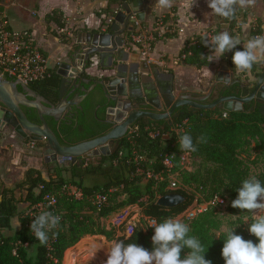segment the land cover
Masks as SVG:
<instances>
[{
  "label": "trees",
  "instance_id": "obj_1",
  "mask_svg": "<svg viewBox=\"0 0 264 264\" xmlns=\"http://www.w3.org/2000/svg\"><path fill=\"white\" fill-rule=\"evenodd\" d=\"M238 14L244 21L245 13ZM2 15L0 6V17ZM45 20L46 23H55L58 28L63 27L57 11L49 13ZM235 26L236 16L231 20V30ZM210 32L216 35L218 28ZM260 34V25L257 24L250 30V39ZM200 38L201 35L188 40L180 53L181 56L190 52L185 60L197 68L211 64L201 57L210 55L211 51ZM236 50H243V47L237 45L231 51L230 64L233 69L232 55ZM223 58L226 60L225 54ZM260 66V63H256L249 71L257 79L261 74L258 70ZM246 73L235 71V78L246 82V79H242ZM58 84L57 75L51 71L48 79L32 86L41 89V94L49 97L51 90ZM239 91V87L234 86L228 95H238ZM262 105L250 110L252 105L248 104L235 112L213 110L212 113L189 109L162 121L140 119L108 154L75 163H57L58 166L47 169V179L42 177L41 171L27 168L23 180L12 189L5 188L0 180V264H62L63 258L66 261L73 256L76 245L82 239L95 236L103 237L109 243L121 240L135 243L152 251L151 237L154 230L148 227L147 220L159 223L167 218H178L188 224L189 235L199 239L207 249L205 259L211 260L212 264H225L221 250L226 233L216 235L222 226L217 213L208 209L193 219H187L185 212L194 201L201 203L213 196H221L226 200V214L235 218L232 223L234 234L258 243V239L247 230L250 221L248 225L243 223L248 214L233 208L231 202L237 197V190L244 179L255 176L264 185V114L259 109ZM49 126L58 141L66 146L98 137L108 129L96 118H90L88 113L77 125L50 120ZM178 126L183 128L179 132L175 131ZM178 133L190 134L198 148L193 152L194 158L198 160L197 167L192 172H183L179 177L180 185L193 187L192 192H186L181 186L177 190H168L166 179L154 178H165L163 160L166 155H174V164L177 166L180 152ZM202 136L206 142L197 143ZM18 140L26 141L20 137ZM88 178H96L101 182L88 184ZM68 187H74L80 197L71 196L66 190ZM172 193L182 195L185 201L171 209L155 204L157 198ZM47 195L54 197L55 205L44 206L43 211H52L61 216L57 229L59 235L52 239L49 234L47 246H38L39 241L30 231L35 219H30V214H39L33 208L43 204ZM98 196L105 197V201L97 203ZM134 206L140 209L142 218L135 222L130 235L125 233V223L109 226L108 229L102 224L104 218ZM14 218L20 225L17 230L11 227ZM187 251L182 250V259Z\"/></svg>",
  "mask_w": 264,
  "mask_h": 264
},
{
  "label": "water",
  "instance_id": "obj_2",
  "mask_svg": "<svg viewBox=\"0 0 264 264\" xmlns=\"http://www.w3.org/2000/svg\"><path fill=\"white\" fill-rule=\"evenodd\" d=\"M148 6L147 0H129L123 6L124 13H118L107 29L79 34L66 54L68 62L59 66L57 75L60 81L49 97L35 92L29 85L0 75V130L10 128L22 139L44 142L42 155L45 163L68 160L74 163L78 158L88 160L108 154L140 119L168 120L177 116L176 110L183 106L210 108L213 105L225 112H235L254 100L263 104L259 109L264 114V84H261L264 69L253 83L240 81L235 78V70L230 64L231 51L225 53V64L219 67L212 87L203 96L193 93L176 96L172 74L139 60L135 52L126 51L122 36L133 29L129 26V19L134 15L136 20L144 21ZM222 29L231 34V21ZM81 37L86 40L80 41ZM94 64L105 73L96 82H91L83 76L85 70ZM218 85H225L223 91L238 86L239 94L220 96L210 106L201 105L200 102L209 98ZM94 105L96 110L104 111L99 122L108 127L107 131L75 145H62L47 119L57 123L72 111L80 112ZM21 107L34 111L38 123L31 122ZM148 107L154 110H148ZM162 108L165 111L161 112ZM184 201L182 195L172 193L157 198L155 204L171 209ZM81 264L97 263L89 258Z\"/></svg>",
  "mask_w": 264,
  "mask_h": 264
},
{
  "label": "crops",
  "instance_id": "obj_3",
  "mask_svg": "<svg viewBox=\"0 0 264 264\" xmlns=\"http://www.w3.org/2000/svg\"><path fill=\"white\" fill-rule=\"evenodd\" d=\"M147 1H149V6L145 10L144 21H140L141 25L151 27L158 17H164L166 23L173 29V33L165 34L155 41L149 60L140 57L139 60L147 64H154L162 72L172 74L173 90L176 96L183 93L205 94L209 88L202 92L206 82L200 80V75L206 67L197 69L195 65L188 63L185 59L181 60L180 53L188 40L217 28L218 33L225 31L222 26L229 21L211 13L207 0H196L191 9L187 7L188 0H174L173 6L168 9L158 7L156 0ZM0 6H2L3 16L12 29L31 32L36 46L47 57L50 70L57 75L60 64L68 62L66 54L77 41L78 35L81 33L93 34L95 30L102 28L104 17H108L113 12L115 3L113 0H0ZM106 10H109V13H106ZM53 11H57L63 24L62 28H58L53 22L46 23L45 17ZM158 11L161 12L157 13ZM239 12H244L247 20L251 15L250 19L260 25V35H264V3L262 0H256L254 6L246 10H238L237 13ZM129 26H131L130 23ZM245 26L248 27L249 23ZM246 28H243L244 31ZM234 30H231V35ZM248 31L250 33V30ZM244 33L241 34L240 41L245 44L247 38L250 39V35L246 37L247 34ZM79 40L85 41L86 38L81 37ZM128 46L130 44H126V51L134 53L132 50H127ZM210 63L209 66L212 63L217 64V60ZM258 63H261L260 67L264 66V58ZM77 64L79 66L78 61ZM220 66L222 65H218V71ZM104 73V70L96 64L85 70L87 76L97 80ZM58 79L60 80L59 76ZM42 158H44L43 155ZM26 159L21 164L23 172L14 185L23 180L27 168L41 171L42 177L47 179V175L38 166V160L30 157ZM46 164L51 166L57 162H49L44 165L46 166ZM0 180L5 188L12 189L14 187L13 182L6 178L4 170L0 171ZM138 214L140 213H136L135 217ZM19 226L16 218L11 220L13 230L19 229Z\"/></svg>",
  "mask_w": 264,
  "mask_h": 264
},
{
  "label": "clouds",
  "instance_id": "obj_4",
  "mask_svg": "<svg viewBox=\"0 0 264 264\" xmlns=\"http://www.w3.org/2000/svg\"><path fill=\"white\" fill-rule=\"evenodd\" d=\"M156 2L161 9H168L173 6L174 0H156ZM195 3L196 0H188L187 7L191 9ZM207 3L211 13L231 21L238 10H246L254 6L256 0H207ZM200 39L212 53L208 56L201 55L209 63L219 60L226 52L236 49L237 45L241 44L240 39L232 36L227 30L211 37L205 33ZM262 58H264V35L254 36L243 44V50H236L233 53L234 70L238 73L250 71ZM261 84H264V81H261ZM200 142H206L203 136L198 138L197 143ZM178 148L188 153L198 150L188 133H178ZM237 191L238 195L231 202V206L248 214L243 223L250 221L247 230L258 239V243L234 234V228L227 229L221 250L222 258L225 264H264V185L255 176H251L241 182ZM216 199L221 202L219 196ZM34 217L30 231L39 241L38 246H47L49 234L52 239L59 235L57 229L60 226L61 216L52 211H42ZM149 226L154 228L151 237L152 251L135 243L113 241L107 251L105 264H212L211 260L205 259L207 249L199 239L189 235L188 224L180 219L167 218L159 223L153 220ZM183 249L188 251L182 259Z\"/></svg>",
  "mask_w": 264,
  "mask_h": 264
},
{
  "label": "built area",
  "instance_id": "obj_5",
  "mask_svg": "<svg viewBox=\"0 0 264 264\" xmlns=\"http://www.w3.org/2000/svg\"><path fill=\"white\" fill-rule=\"evenodd\" d=\"M113 1L115 3L114 10L108 17H104L102 30L107 29L113 24L115 16L120 12L124 13L123 6L129 3V0ZM129 22L134 32L130 37L131 44L127 50H132L138 57L144 60H149V56L153 50V44L158 38H162L165 34L173 33V29L166 23L164 17H158L151 27L142 26L140 21L135 19L134 15L130 17ZM207 34L209 37L213 35L212 32H208ZM188 55H190V52L181 55L180 59L184 60ZM0 75L19 81L25 85L40 83L51 76L48 59L36 46L31 32L28 30L12 29L3 15L0 17ZM182 129V126H178L175 131L179 132ZM30 142L35 144L33 141ZM177 159L178 162L175 167L174 155H166L163 160V165L166 168L165 178L154 177L160 180L166 179L168 182V190H177L179 188L180 175L189 170V167L195 161L193 152L188 153L180 151L177 155ZM147 175L150 177V174ZM66 190L71 196L75 198L80 197V193L74 187H68ZM217 197L218 196H213L201 203L194 201L186 210L185 217L187 219H193L203 214L208 209L214 210L217 214H226L225 198L219 196V201L221 202H218L216 199ZM96 201L97 203H102L105 201V197L98 196L96 197ZM54 205V197L52 195H47L44 197V203L37 205L33 210L36 213H40L44 210V206L53 207ZM32 218H34L33 213L30 214V219ZM140 218H142V215H140ZM152 221L153 220H147V225L150 229L154 230L153 227L149 226ZM135 222H137L135 216L128 217L115 224V226L125 223V233L126 235H130L132 231H129V229L133 228Z\"/></svg>",
  "mask_w": 264,
  "mask_h": 264
},
{
  "label": "rangeland",
  "instance_id": "obj_6",
  "mask_svg": "<svg viewBox=\"0 0 264 264\" xmlns=\"http://www.w3.org/2000/svg\"><path fill=\"white\" fill-rule=\"evenodd\" d=\"M160 12L161 11H158L157 13H160ZM250 17H251V15H249V19L247 20V16H245V19L243 21V20H241L240 14H238V13L236 14V26L234 28L235 29L234 30V36L236 38L240 39L241 34H243V32H245L244 34H247L246 37L247 36L249 37L250 33L248 30H251V28H253L257 25V22L252 21V19H250ZM247 23H249L248 27L245 26V24H247ZM243 28H246V30L244 31ZM211 31H213V30H211ZM205 33L207 34L208 32H205ZM248 40L249 39L247 38V41ZM243 44H244V42L241 41L240 45L242 47H243ZM211 54L212 53H210V55ZM224 64H225V60L222 56L219 60H217V64L212 63L211 66L204 68L205 70H203L201 72V75H200V80L202 82L203 81L206 82L205 88H204V90H202V92H205L206 89H208L210 87V85L212 84V81L214 82V78L218 72V65H224ZM197 69H199V68H197ZM263 69H264V66L260 67L258 70L260 72H262ZM243 79H246L247 82L249 84H251L254 81H256L257 78L254 77V75L252 73L247 71L246 77ZM44 144H45L44 142H40V143H38V145L33 144L29 140H26L25 142H20L18 140V138H16V136L12 133L11 130H5V131H2L0 133V169L4 170L6 178H8L9 180H11L13 182V186H14L16 180L21 176V174L23 172L22 171V165H21L22 162L26 161L27 160L26 158H28V157L38 160V166H40V168L42 169V172L45 175H47V169L48 168H53L55 166H58L57 164H54L51 166L47 165V164H46V166L44 165L45 163L43 162V158H42V151H43ZM197 165H198V160L195 159L193 164L189 167V170H187L185 172L194 171V169L197 167ZM7 167H8V169H7ZM86 181H87L86 183H88V184H94V183H100L101 182L100 180H98L96 178L95 179L88 178ZM180 186H179V188H180ZM181 188L184 189L186 192L194 191L193 187H189V186H185V187L181 186ZM197 196L199 197V195H197ZM137 210H138V212H136ZM136 213H140V209L138 207L134 206L131 208H126V209L119 211L118 213L112 214V215L104 218L102 220V224L104 225V227H106L108 229L109 226L115 225L118 222H120L121 220H124L125 218L134 217ZM217 215H218V218L220 219V221L222 223V226H221L220 230L216 233V235L224 234V233H226L227 229L232 228V223L234 222L235 218L228 216L227 214L222 215V214L218 213ZM136 219L137 220L140 219V214L137 215ZM248 223H245V224L248 225ZM153 234H154V231H153ZM83 240H86V241L91 240V241H87L88 242L87 246L90 248H93V249H97L98 251L106 254V256H107V251L111 247V244H112V243L106 242V240L103 237L95 236V237H89V238L82 239L76 245V248L82 242H86ZM90 242H93V243H90ZM74 256H75V252H74L73 256L71 257V259ZM87 256H88V258H84V259L90 258V259H93L97 264H105L99 258H97V257L95 258L94 256H92V254H88ZM71 259L69 258L66 261L64 260V262H62V264H74L70 261ZM80 263H82V262H79V264Z\"/></svg>",
  "mask_w": 264,
  "mask_h": 264
},
{
  "label": "flooded vegetation",
  "instance_id": "obj_7",
  "mask_svg": "<svg viewBox=\"0 0 264 264\" xmlns=\"http://www.w3.org/2000/svg\"><path fill=\"white\" fill-rule=\"evenodd\" d=\"M132 27V26H131ZM133 28V27H132ZM134 32V29H132V31L131 32H126L123 36H122V38L124 39V41H125V46H126V44H131V35H132V33ZM129 42V43H128ZM129 47V46H128ZM128 49V48H127ZM126 50V49H125ZM129 52V51H128ZM80 66V65H79ZM58 77V76H57ZM85 79H87V80H89V81H91V82H96L97 81V79H93V78H90L89 76H87L86 74H84V76H83ZM213 80V79H212ZM60 81V80H59ZM213 81H212V84L210 85V87H209V89H208V91L205 93V94H207L208 92H209V90H210V88L212 87V85H213ZM30 87H31V89H33L35 92H37V93H39V94H41V89H37V88H35V87H33L32 85H29ZM225 87V85H218V88H217V90L213 93L212 92V94L210 95V97L209 98H207L205 101H202V102H200V104L201 105H203V106H210V105H212L213 104V101L214 100H216V99H218L220 96H234V95H228V93H230L231 92V90H232V88H229V89H226L225 91H223V88ZM251 91V89L249 90V92ZM205 94H203V95H205ZM41 95H43V94H41ZM202 95V96H203ZM46 97V96H45ZM252 105V107H258V105L259 104H262V103H260V102H256V101H252V102H250V103H246V104H243V108H244V106L245 105ZM21 109L23 110V112L25 113V115L27 116V118L31 121V122H33V123H38V119H37V117H36V115H35V113H34V111H32V110H29V109H26V108H22L21 107ZM148 110H154L153 108H151V107H148L147 108ZM189 109H194V110H202V111H210V112H212L213 113V110H220V108H218L217 106H215V107H213V105L210 107V108H193V107H191V106H183V107H181V108H178L177 110H176V113L177 114H179V113H182L183 111H187V110H189ZM86 108H84L82 111H80V112H76V111H72V113H69L68 115H66L65 116V118H63L62 120H60L58 123H61V122H64V123H66V124H74V125H77L78 124V122H80L81 121V119L85 116V114L86 113H88V116L90 117V118H96L97 120H101L102 118H103V115H104V111L102 110V109H98V110H96V105H94L92 108H90V110L89 111H87L86 112ZM161 112H163V111H165L163 108L160 110ZM50 120L51 119H47V122H48V124H49V122H50ZM4 130H11L12 131V133L16 136V138H18L19 136L17 135V134H15L14 133V131L12 130V129H10V128H3L2 130H0V133L2 132V131H4ZM26 140H29V139H26ZM30 141V140H29ZM87 141V140H86ZM84 142V141H83ZM35 143H39V142H35ZM111 150V149H110ZM43 160H44V158H43ZM80 160H83V159H81V158H78L75 162H79ZM65 163L66 162H71V161H64ZM64 162H62V163H64ZM74 162V163H75ZM58 163V162H57ZM58 164H61V163H58Z\"/></svg>",
  "mask_w": 264,
  "mask_h": 264
},
{
  "label": "bare ground",
  "instance_id": "obj_8",
  "mask_svg": "<svg viewBox=\"0 0 264 264\" xmlns=\"http://www.w3.org/2000/svg\"><path fill=\"white\" fill-rule=\"evenodd\" d=\"M87 243H88L87 241L82 242L81 244L77 246L75 250V256L70 261L74 264H79V262H85L87 260L84 258H88L87 256L88 254H92V256H94L95 258L96 257L99 258L102 262L105 263L107 260L106 254L98 251L97 249L88 247ZM90 243H93V242H90Z\"/></svg>",
  "mask_w": 264,
  "mask_h": 264
}]
</instances>
